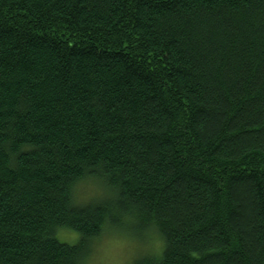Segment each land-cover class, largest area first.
<instances>
[{
	"label": "trees",
	"instance_id": "1",
	"mask_svg": "<svg viewBox=\"0 0 264 264\" xmlns=\"http://www.w3.org/2000/svg\"><path fill=\"white\" fill-rule=\"evenodd\" d=\"M85 163L119 200L67 203ZM116 205L167 237L138 264H264V0H0V264H74Z\"/></svg>",
	"mask_w": 264,
	"mask_h": 264
},
{
	"label": "clouds",
	"instance_id": "2",
	"mask_svg": "<svg viewBox=\"0 0 264 264\" xmlns=\"http://www.w3.org/2000/svg\"><path fill=\"white\" fill-rule=\"evenodd\" d=\"M11 139L3 145L7 151L6 164L9 168H15L18 164L17 152L29 150L31 144H20L16 149L11 148ZM81 171L74 175L67 184V203L72 206H87L91 203H99L105 200H119V185L111 181L112 173L105 170L102 164L95 166L80 165ZM139 209L132 205L129 211H124L116 205L113 215L123 212V219L132 222L130 212ZM148 244L142 246L130 236L119 232L109 221L101 224L100 230L83 237L82 250L74 258V264H138L143 256L154 260L164 253L168 246L166 235L159 223L154 222L147 233Z\"/></svg>",
	"mask_w": 264,
	"mask_h": 264
},
{
	"label": "rangeland",
	"instance_id": "3",
	"mask_svg": "<svg viewBox=\"0 0 264 264\" xmlns=\"http://www.w3.org/2000/svg\"><path fill=\"white\" fill-rule=\"evenodd\" d=\"M119 232L130 236L132 239L136 240L139 242L140 245L142 246H147L148 244V236L147 233L151 229L150 227L146 229V231L142 233H136L134 226L130 224L129 222H126L125 225L116 228ZM78 236L79 234L77 232H73L70 230H65L62 229L58 232V239L62 242L69 243V244H75L78 241Z\"/></svg>",
	"mask_w": 264,
	"mask_h": 264
}]
</instances>
